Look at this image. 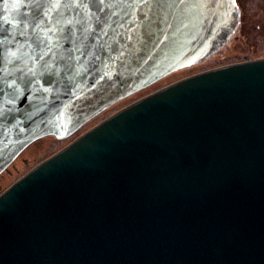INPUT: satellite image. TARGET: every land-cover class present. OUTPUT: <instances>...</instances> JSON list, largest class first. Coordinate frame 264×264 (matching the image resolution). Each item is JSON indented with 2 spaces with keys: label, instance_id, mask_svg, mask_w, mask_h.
<instances>
[{
  "label": "water",
  "instance_id": "water-1",
  "mask_svg": "<svg viewBox=\"0 0 264 264\" xmlns=\"http://www.w3.org/2000/svg\"><path fill=\"white\" fill-rule=\"evenodd\" d=\"M38 2L0 32V174L238 24L233 0ZM0 264H264V59L159 90L33 168L0 195Z\"/></svg>",
  "mask_w": 264,
  "mask_h": 264
},
{
  "label": "rangeland",
  "instance_id": "rangeland-1",
  "mask_svg": "<svg viewBox=\"0 0 264 264\" xmlns=\"http://www.w3.org/2000/svg\"><path fill=\"white\" fill-rule=\"evenodd\" d=\"M264 0H237L238 24L229 37L211 54L197 63L174 71L140 91L119 100L86 122L77 132L64 140L45 137L35 141L0 174V194L25 176L33 168L66 148L78 137L131 104L172 84L214 68L251 59H264Z\"/></svg>",
  "mask_w": 264,
  "mask_h": 264
},
{
  "label": "snow or ice",
  "instance_id": "snow-or-ice-1",
  "mask_svg": "<svg viewBox=\"0 0 264 264\" xmlns=\"http://www.w3.org/2000/svg\"><path fill=\"white\" fill-rule=\"evenodd\" d=\"M100 2L102 3L103 0H100ZM3 3L5 5V8H7L8 0H3ZM21 6H25V0H13L12 8L17 10V15L12 17V18H9L8 15H4V16L0 17V32H8L9 31V29L5 28V25H11L12 29H15L17 27V25H23L24 28H27L30 26L29 20L18 19L19 16L26 15V13H20L18 11V9ZM32 6L40 7L38 0H32ZM21 34H23V33H21ZM35 42L37 44V47H40L42 44H44V41L39 37V35L36 36ZM8 55L14 56L15 54L14 53H8ZM10 62L11 61H9V63Z\"/></svg>",
  "mask_w": 264,
  "mask_h": 264
},
{
  "label": "flooded vegetation",
  "instance_id": "flooded-vegetation-1",
  "mask_svg": "<svg viewBox=\"0 0 264 264\" xmlns=\"http://www.w3.org/2000/svg\"><path fill=\"white\" fill-rule=\"evenodd\" d=\"M236 2H237V0H236ZM260 9L264 11V3L260 6ZM244 60L255 61L254 59H251L250 56L244 57ZM259 60H261V59H259Z\"/></svg>",
  "mask_w": 264,
  "mask_h": 264
}]
</instances>
